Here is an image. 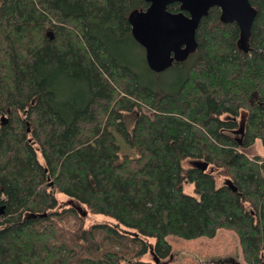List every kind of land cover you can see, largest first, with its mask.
I'll use <instances>...</instances> for the list:
<instances>
[{
  "label": "trees",
  "instance_id": "trees-1",
  "mask_svg": "<svg viewBox=\"0 0 264 264\" xmlns=\"http://www.w3.org/2000/svg\"><path fill=\"white\" fill-rule=\"evenodd\" d=\"M249 2L248 52L215 7L163 84L129 20L146 0H0V264H169V237L223 230L264 264V153H246L264 151V0ZM59 194L117 225L87 227Z\"/></svg>",
  "mask_w": 264,
  "mask_h": 264
},
{
  "label": "water",
  "instance_id": "water-1",
  "mask_svg": "<svg viewBox=\"0 0 264 264\" xmlns=\"http://www.w3.org/2000/svg\"><path fill=\"white\" fill-rule=\"evenodd\" d=\"M146 10H134L129 17L132 32L138 43L146 50L149 67L155 72H164L175 62H184L197 50L196 31L210 10H221V21L236 23L240 30L238 46L248 52L251 30L257 10L249 0H146ZM180 4V12L172 13L168 7ZM187 13V14H186ZM207 165L203 167L206 169ZM227 184L236 191L230 181ZM79 212L86 210L69 201Z\"/></svg>",
  "mask_w": 264,
  "mask_h": 264
},
{
  "label": "rangeland",
  "instance_id": "rangeland-1",
  "mask_svg": "<svg viewBox=\"0 0 264 264\" xmlns=\"http://www.w3.org/2000/svg\"><path fill=\"white\" fill-rule=\"evenodd\" d=\"M157 74L161 75L156 78V80H159V83L162 82L164 84L175 79V75L169 72L164 71ZM135 115V113L126 115V121L129 127H132L134 124ZM257 142L254 147L246 151L248 155L264 153L260 142ZM126 149L124 147V150ZM224 182L225 178L219 179V185H222ZM184 186L186 194L197 197L192 183L186 182ZM58 196L61 201L69 203L66 196L62 194ZM85 218L87 227L98 223L117 225L116 220L101 214H89ZM120 229L122 231L129 230L124 226H121ZM168 240L172 246V253L165 262L169 264H245L238 237L233 232L223 230L212 239L199 238L195 240H184L178 237H169ZM146 241L150 245H154L155 243V240L150 238H147ZM143 260L155 262L153 249L144 256Z\"/></svg>",
  "mask_w": 264,
  "mask_h": 264
},
{
  "label": "flooded vegetation",
  "instance_id": "flooded-vegetation-1",
  "mask_svg": "<svg viewBox=\"0 0 264 264\" xmlns=\"http://www.w3.org/2000/svg\"><path fill=\"white\" fill-rule=\"evenodd\" d=\"M187 14V13H186Z\"/></svg>",
  "mask_w": 264,
  "mask_h": 264
}]
</instances>
